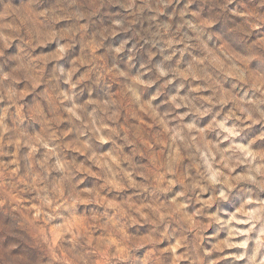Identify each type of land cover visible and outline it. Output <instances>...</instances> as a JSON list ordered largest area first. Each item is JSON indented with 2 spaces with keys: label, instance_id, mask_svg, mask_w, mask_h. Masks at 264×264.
<instances>
[{
  "label": "rangeland",
  "instance_id": "1",
  "mask_svg": "<svg viewBox=\"0 0 264 264\" xmlns=\"http://www.w3.org/2000/svg\"><path fill=\"white\" fill-rule=\"evenodd\" d=\"M0 264H264V0H0Z\"/></svg>",
  "mask_w": 264,
  "mask_h": 264
}]
</instances>
